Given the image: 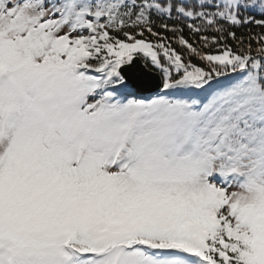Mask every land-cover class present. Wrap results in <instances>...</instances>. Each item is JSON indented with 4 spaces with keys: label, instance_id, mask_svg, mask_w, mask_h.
<instances>
[{
    "label": "snow or ice",
    "instance_id": "snow-or-ice-1",
    "mask_svg": "<svg viewBox=\"0 0 264 264\" xmlns=\"http://www.w3.org/2000/svg\"><path fill=\"white\" fill-rule=\"evenodd\" d=\"M0 264H264V0H0Z\"/></svg>",
    "mask_w": 264,
    "mask_h": 264
},
{
    "label": "trees",
    "instance_id": "trees-1",
    "mask_svg": "<svg viewBox=\"0 0 264 264\" xmlns=\"http://www.w3.org/2000/svg\"><path fill=\"white\" fill-rule=\"evenodd\" d=\"M186 35H187V33H186Z\"/></svg>",
    "mask_w": 264,
    "mask_h": 264
}]
</instances>
